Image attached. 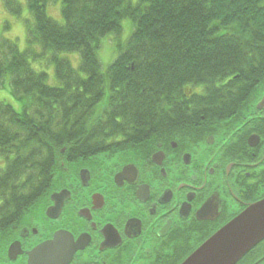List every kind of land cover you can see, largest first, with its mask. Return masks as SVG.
I'll list each match as a JSON object with an SVG mask.
<instances>
[{
  "label": "trees",
  "instance_id": "1",
  "mask_svg": "<svg viewBox=\"0 0 264 264\" xmlns=\"http://www.w3.org/2000/svg\"><path fill=\"white\" fill-rule=\"evenodd\" d=\"M27 1V49L0 40L1 96L18 104L0 100V237L53 180L63 148H126L132 140L112 137L146 134L186 86L203 94L238 71L264 69V0H61L63 23L47 14L52 0ZM124 18L134 20L131 37L104 70L101 40L119 34ZM72 51L81 54L78 69L58 57ZM46 52L55 86L33 66Z\"/></svg>",
  "mask_w": 264,
  "mask_h": 264
},
{
  "label": "flooded vegetation",
  "instance_id": "2",
  "mask_svg": "<svg viewBox=\"0 0 264 264\" xmlns=\"http://www.w3.org/2000/svg\"><path fill=\"white\" fill-rule=\"evenodd\" d=\"M201 91L163 103L146 134L112 137L126 148H63L53 180L1 235L0 264H181L264 199V69ZM237 264H264V240Z\"/></svg>",
  "mask_w": 264,
  "mask_h": 264
},
{
  "label": "rangeland",
  "instance_id": "3",
  "mask_svg": "<svg viewBox=\"0 0 264 264\" xmlns=\"http://www.w3.org/2000/svg\"><path fill=\"white\" fill-rule=\"evenodd\" d=\"M8 1L13 3L8 4ZM140 0H130L135 5ZM19 4L21 11L17 12ZM47 14L58 22H64V16L62 11L61 0H52L48 3ZM34 21L32 12L29 8L27 0H0V40L14 41L21 51H24L28 47L27 43V24ZM134 29V20L132 18H124L122 20V31L117 33H110L104 36L101 40L100 47L98 49V55L102 63V67L106 70L120 55L122 50L125 49L132 31ZM41 51V47L38 48ZM53 52H46L45 55L33 59V66L39 70L47 73V82L50 85H57L55 65L52 61ZM58 57L68 59L72 66L76 69L81 64V54L78 51L72 52H60ZM8 89H2L0 91H7ZM0 100H4L8 103L18 107L17 100L12 93L3 94ZM62 151V150H61Z\"/></svg>",
  "mask_w": 264,
  "mask_h": 264
},
{
  "label": "water",
  "instance_id": "4",
  "mask_svg": "<svg viewBox=\"0 0 264 264\" xmlns=\"http://www.w3.org/2000/svg\"><path fill=\"white\" fill-rule=\"evenodd\" d=\"M264 240V199L205 240L181 264H237Z\"/></svg>",
  "mask_w": 264,
  "mask_h": 264
}]
</instances>
